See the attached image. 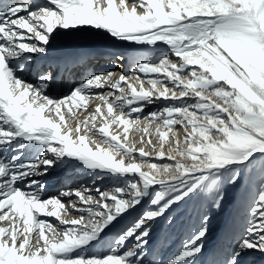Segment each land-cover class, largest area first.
Here are the masks:
<instances>
[{
    "label": "snow or ice",
    "instance_id": "snow-or-ice-1",
    "mask_svg": "<svg viewBox=\"0 0 264 264\" xmlns=\"http://www.w3.org/2000/svg\"><path fill=\"white\" fill-rule=\"evenodd\" d=\"M85 32L135 47L108 54L130 72L56 49ZM258 160L220 264H264V0H0V264H156L153 228ZM57 165L88 182L48 194ZM209 222L160 264H201Z\"/></svg>",
    "mask_w": 264,
    "mask_h": 264
},
{
    "label": "rangeland",
    "instance_id": "rangeland-1",
    "mask_svg": "<svg viewBox=\"0 0 264 264\" xmlns=\"http://www.w3.org/2000/svg\"><path fill=\"white\" fill-rule=\"evenodd\" d=\"M152 107H156V105ZM180 135L183 136V131L180 132ZM259 163L258 160L256 171L249 172L252 166L245 169L237 185H224L226 196L221 208L210 207V198L207 193H204L200 197H194L184 207L174 210L170 214L175 218L172 225H169L167 220H161L153 228L149 237L148 251L151 252L149 259L160 264L161 261L173 255L182 242L200 226L202 215L207 213L210 222L207 225L204 254L200 257V261L201 264H220L231 244L234 233L240 226L244 210L251 202L261 179L258 170Z\"/></svg>",
    "mask_w": 264,
    "mask_h": 264
},
{
    "label": "bare ground",
    "instance_id": "bare-ground-1",
    "mask_svg": "<svg viewBox=\"0 0 264 264\" xmlns=\"http://www.w3.org/2000/svg\"><path fill=\"white\" fill-rule=\"evenodd\" d=\"M67 40L70 44H65L64 41ZM82 47L90 50L92 52V57L89 59L87 64V70L89 72H107L113 71L116 73L114 78H118L121 72L125 74L129 73L132 65L128 61L118 62L122 64V67H116L110 62L109 53H119L123 55L137 54L136 49L133 46H118L113 43L110 39L103 38L101 35L95 34L94 32H85L79 33L72 37H62L55 45L57 50H62L66 47ZM53 56L57 55V52L52 53ZM83 69H76L74 72L76 80H79V73ZM28 79H32V75L28 74ZM67 82V77L64 80L59 81V89L64 88V84ZM132 82V81H130ZM105 91V90H100ZM98 101H92L87 107V111H83V115L80 116V119L83 120L84 115H87L88 112L92 111L95 108ZM47 187L48 194H55L59 189L66 186H75L79 182H88V178L79 174L78 170L64 167L63 165H57L51 172ZM100 186L105 187V181L98 182Z\"/></svg>",
    "mask_w": 264,
    "mask_h": 264
}]
</instances>
